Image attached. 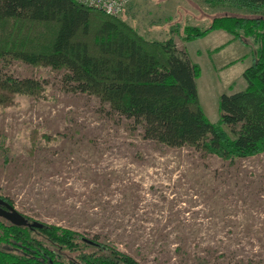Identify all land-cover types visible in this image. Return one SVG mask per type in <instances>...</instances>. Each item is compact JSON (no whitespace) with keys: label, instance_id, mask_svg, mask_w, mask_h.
<instances>
[{"label":"rangeland","instance_id":"374dc122","mask_svg":"<svg viewBox=\"0 0 264 264\" xmlns=\"http://www.w3.org/2000/svg\"><path fill=\"white\" fill-rule=\"evenodd\" d=\"M263 12L231 2L130 0L119 17L163 40L171 28ZM172 35L200 66V101L217 121L220 96L246 87L255 43L222 29L192 41ZM0 71L46 87L0 108V196L24 217L142 264H264V152L231 164L193 146L161 145L95 96L66 91L63 71L2 59Z\"/></svg>","mask_w":264,"mask_h":264},{"label":"trees","instance_id":"16d2710c","mask_svg":"<svg viewBox=\"0 0 264 264\" xmlns=\"http://www.w3.org/2000/svg\"><path fill=\"white\" fill-rule=\"evenodd\" d=\"M206 1L264 11V0ZM216 29L250 37L256 49L242 74L246 87L222 94L220 117L211 121L197 88L201 68L172 34L192 41ZM0 59L63 71L66 91L95 96L158 144L193 146L231 164L264 152V12L218 16L205 29L171 28L165 39L151 40L125 19L76 0H0ZM45 88L40 79L0 71V108L13 106L18 95L41 97ZM0 264L142 263L70 229L0 217Z\"/></svg>","mask_w":264,"mask_h":264},{"label":"built area","instance_id":"2783aa9c","mask_svg":"<svg viewBox=\"0 0 264 264\" xmlns=\"http://www.w3.org/2000/svg\"><path fill=\"white\" fill-rule=\"evenodd\" d=\"M113 16H120L127 8L130 0H76Z\"/></svg>","mask_w":264,"mask_h":264},{"label":"water","instance_id":"95a60500","mask_svg":"<svg viewBox=\"0 0 264 264\" xmlns=\"http://www.w3.org/2000/svg\"><path fill=\"white\" fill-rule=\"evenodd\" d=\"M5 204L7 205L8 210L0 207V215L4 216L5 218H7L9 221H11L12 223H14L16 225L27 224L26 218L21 213H19L12 205H9L7 203H5ZM34 225L39 226L41 224L38 222H35ZM89 241L94 243V241H91V240H89Z\"/></svg>","mask_w":264,"mask_h":264},{"label":"flooded vegetation","instance_id":"af4514ba","mask_svg":"<svg viewBox=\"0 0 264 264\" xmlns=\"http://www.w3.org/2000/svg\"><path fill=\"white\" fill-rule=\"evenodd\" d=\"M3 201H4L5 203L11 205L10 201H9L8 199L3 198V197L0 196V207L3 208V209L8 210L7 205H6ZM0 217H2V218H4L5 220L9 221L7 218H5V217L2 216V215H0ZM9 222L12 223L11 221H9ZM12 224H14V223H12ZM25 225H27V226H32V225H33V226H34V224H33L32 222H29V221H27V224H25ZM91 241H92V240H91ZM94 243H95V242H94ZM16 249H17V250H21L19 247H16Z\"/></svg>","mask_w":264,"mask_h":264},{"label":"crops","instance_id":"0c3cea01","mask_svg":"<svg viewBox=\"0 0 264 264\" xmlns=\"http://www.w3.org/2000/svg\"><path fill=\"white\" fill-rule=\"evenodd\" d=\"M167 31H168V30H165V35H164L165 37H164V38L167 37ZM252 60H253V56H252ZM252 62H253V61H252ZM252 62H251V64H252ZM249 66H250V65H249ZM246 68H247V67H246ZM246 68H245V69H246ZM245 69H244V70H245Z\"/></svg>","mask_w":264,"mask_h":264}]
</instances>
